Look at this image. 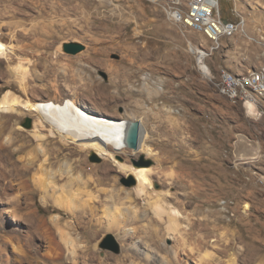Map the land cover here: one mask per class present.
<instances>
[{"label":"rangeland","instance_id":"rangeland-1","mask_svg":"<svg viewBox=\"0 0 264 264\" xmlns=\"http://www.w3.org/2000/svg\"><path fill=\"white\" fill-rule=\"evenodd\" d=\"M166 6L153 0H0V39L28 52L31 95L57 98L59 103L74 99L82 109L106 119L142 118L144 123L147 116L162 119L157 129L149 126L146 140L156 158L132 150L116 155L122 156L116 157L118 161L134 167L132 159L140 161L143 156L150 164L138 167L155 170L150 196L137 199L135 185L123 183L130 173L113 161L108 175H103L97 169L106 160L95 152L55 140L40 147L31 137L33 115L25 110L3 114L0 264H264V118H249L242 102L230 101L218 88L221 67L228 66L238 75L256 71L264 52L237 34L212 52L208 64L214 79H206L188 42L201 37L208 49L210 41L175 25ZM235 10L246 18L248 33L256 34L264 25V0H220L224 18L235 19ZM70 42L82 43L86 49L68 54L63 44ZM18 64L13 54L0 59V99L7 91L26 99L14 73ZM161 83L164 90L158 89ZM55 85L62 90L59 97L53 92ZM200 132L206 140L203 151L193 139ZM6 137L9 143H4ZM43 149L50 162L55 161L52 150H62L59 162L45 168L66 165L80 185L65 179L57 180V192L41 189L34 178L43 159L28 165V158L37 151L44 157ZM95 155L99 161L93 160ZM100 177L104 184H98ZM89 180L93 185L88 188ZM7 185L13 191H5ZM62 187L74 193H62ZM126 192L132 193V200H125ZM105 193L126 205H115L114 211ZM72 195L79 206H74L73 214L55 203ZM156 195H165L166 205L180 212L178 231L169 232V217L159 220L147 204ZM245 204L250 205L247 211ZM90 206L93 214L88 212ZM135 211L146 213L147 220H139ZM34 214L47 220L59 216L62 230L78 239L75 258L64 242L62 257L56 261L37 253L35 246L44 242L34 235ZM85 222L90 223L86 230ZM109 234L120 244L119 253L100 248ZM208 249L215 251L216 258L201 259ZM173 252H178L176 259Z\"/></svg>","mask_w":264,"mask_h":264},{"label":"bare ground","instance_id":"bare-ground-1","mask_svg":"<svg viewBox=\"0 0 264 264\" xmlns=\"http://www.w3.org/2000/svg\"><path fill=\"white\" fill-rule=\"evenodd\" d=\"M167 6H168L167 13L170 19H172V21L175 23V25L177 24L184 27L187 30L194 31L196 32V34L198 33L204 36L208 41H210L209 48L204 49V53H207L206 66H209V78H207L205 75L203 76L206 79H212L213 72L210 68V65L208 64V60H209L208 58L210 57L212 52L215 53L222 48L223 42H213L212 33L204 32V30L201 29L200 27L187 28V26H185V24L182 23L181 21H176L173 18V12H171V5H167ZM245 25H246V19H241V26H245ZM23 48L24 47L19 48V46L14 47L11 45H7L0 39V59L7 58L10 54H13L19 60L18 66L14 68V73L19 81L22 91L26 95V99H23L21 96H18L17 94L11 91L5 92L2 98L0 99V117L3 114H7V113H23L22 110L27 111L26 113L34 116L33 129L31 130V137L33 140L39 142L40 147L43 146L44 143H47V141L55 140L56 142H61L63 145H67L69 143L75 144L79 147V150L93 151L99 157L104 158L106 160L104 164L97 169V172H101L103 173V175H108L112 166L110 161H113L117 165V167L120 168L121 171H123L126 174L130 173L129 175L133 176L137 180V184H136L137 186H135V191H136L135 193L137 194L136 195L137 199L138 198L142 199V198H146V196L147 197L150 196L149 193L154 188V181L152 179L153 176L152 174L155 172V170L145 166L134 167L128 164H124L120 162L121 160L118 161V159L116 158L119 157L116 156L117 154H122L129 151V149L125 145V131L127 127V120L130 119H106L104 117L96 116L91 112L82 109V107H80L77 101H75L74 99H67V100L63 99V103H59V102H55L59 100L57 98L46 100L44 99V97L31 95L30 94L31 87L28 86V82H27V77H29L28 76L29 69L25 64V61H27V63H31V61L27 57L28 52ZM190 50L192 52V48H190ZM263 67H264V61L259 67V69H257L256 71H249L238 75L237 72L235 73L228 68V72H233L232 80H236V81L255 80V73L259 72L260 69ZM199 68H201L203 74L206 71H208V68L205 67L204 65H200V63H199ZM228 85H229V75L226 73L225 70H223V67H221L219 72V81H218V88L220 93L232 102L235 103L242 102L246 110V113L249 116L248 109L246 108V105L244 103V99L242 97L240 88L232 87V95H231V90H227ZM37 89L38 88H36L35 90ZM53 92L57 97H59V95H61L62 90L55 85ZM36 100H39V102H36ZM2 134L3 133L1 131L0 136H2ZM147 137H148V132L144 125L140 148L137 152L134 153L146 154L148 156L156 158L155 156L157 155V153L155 152V150L146 144ZM10 140L11 139L9 137H6L4 143L5 142L9 143ZM23 148L24 147H20V150H22ZM0 149H4L3 144H0ZM55 150L56 149L52 150L53 159H55L54 162H50L51 158H47L48 153H46V149L40 150L44 154V157L37 151L35 156L31 155V157L28 158V163H29L28 165H36L37 161L43 159V161L40 164V168L36 173L38 174V176L34 178V181L41 187V189L43 187L44 191L46 190L47 193H49L50 188H53L52 192L54 191L57 192V188H56L57 180L63 181L66 179L67 182H73L80 185L79 177L72 176L73 174H70L71 173V170L69 169L70 167H67L66 165L64 166V168L63 165H60V168L57 170H52V168L51 170H48L45 168L46 165L52 164V166H55L59 162V157L62 155V150L60 149L56 151ZM25 159L27 158L25 157ZM78 169L76 168L74 170L78 171ZM97 181L98 184H101L104 181V178L100 177ZM28 183L29 182L27 180L22 181V184L25 187H28ZM86 185L89 188L93 184L89 180ZM68 186L70 187V183L68 184ZM12 188H13L12 186H8V185L3 187L5 191L12 190ZM65 188L64 187L61 188L62 193L66 191L69 194L74 193V191L71 192L70 190H65ZM105 194H107L106 197L108 196L109 199H111V202H113V206L111 205L113 210H114L113 207H115V205L118 204L122 206L126 205L124 201L123 202H119L120 200L115 201L114 195H108V193ZM75 196H79V195H75ZM88 196H90V198L92 197V195L90 194H88ZM73 197L74 196L72 195V197L69 198L70 200H65L61 196L60 197L61 200L57 199L55 200V203L62 210H65L73 214L77 210L75 209V207L78 206V205L76 206L75 204L76 202L73 201L74 199ZM156 197L157 199L154 202H151L149 200L150 202L147 201V204L150 205L157 218L159 217L158 218L159 220H162L164 218L163 217L164 215H167L169 217V224H168L169 232L178 231L179 230L178 228L180 226L178 221L179 219L178 217L181 216L180 212L166 205V203L164 202L165 195H156ZM124 198L125 200H132V193L126 192V197ZM244 209L245 211L249 210L250 205L245 204ZM124 210L130 215L131 213L130 208L126 206ZM88 212L90 214L94 213L91 206L88 207ZM134 215L137 216L139 220H147L146 213H138V211H135ZM34 216H35L34 218L35 223L33 227L34 235L35 234L37 236L39 235V237H41L44 242V243L41 242L36 246L34 245L36 248H38L37 253L46 260L56 261L62 257L64 250L62 242H64L68 247V249L70 250L73 257L75 258L78 248V239L73 238L72 236H70V233H67L64 230H62L61 228L62 225L59 220V216L52 215L49 220L44 219L43 217H40L37 214H34ZM90 222L92 221L90 220ZM89 225L90 223L85 222L83 228L86 230L87 226ZM67 226L71 229L74 228L71 227V225H67ZM55 230L58 231L59 238ZM215 241L216 240H214L213 242ZM135 246L140 248V244H138V242H135ZM215 248L216 247H214V250ZM19 249L20 252H22V254L25 257L28 256L26 253L23 252L21 247H19ZM171 256L172 258L176 259L178 257V252H173ZM216 256L217 254L215 253V251L208 249L206 252L203 253L201 259H214L216 258ZM6 259L7 261L9 260L8 258ZM163 261L166 262L167 258H163ZM231 261H233V259H231Z\"/></svg>","mask_w":264,"mask_h":264},{"label":"built area","instance_id":"built-area-1","mask_svg":"<svg viewBox=\"0 0 264 264\" xmlns=\"http://www.w3.org/2000/svg\"><path fill=\"white\" fill-rule=\"evenodd\" d=\"M171 5V12L176 21H181L187 26L200 27L204 32H211L213 42H224L225 40L233 39L237 34L242 33L250 42L260 45L264 52V25L259 26L256 34H251L246 31L247 26H241V19H246L242 14H238L235 10V19H227L222 16L220 11V0H156ZM188 42V47L192 48L193 56H196V61L200 65L208 68L204 75L209 78V66H206V54L204 53V43L201 37ZM243 59H248L244 56ZM223 70L229 75V85L227 90L232 87H239L246 108L248 109L249 118L260 120L264 118V67L259 72L255 73V80L236 81L232 80V73L228 72V68L223 66ZM202 71V70H201ZM158 89L164 90V85H158Z\"/></svg>","mask_w":264,"mask_h":264},{"label":"water","instance_id":"water-1","mask_svg":"<svg viewBox=\"0 0 264 264\" xmlns=\"http://www.w3.org/2000/svg\"><path fill=\"white\" fill-rule=\"evenodd\" d=\"M85 49H86V46L79 42H70V43L63 44L64 52L71 54V55H77L83 52ZM26 126L30 127L31 122L29 121ZM142 133H143V125L140 120H127V127L125 131V145L129 150H132L133 152H137L139 150ZM93 160L99 161L100 158L97 155H95ZM132 162H133V165H135L136 167L144 165V164H150V160H146L143 156H141L140 161L132 159ZM123 183L124 185L128 187H132L134 185L136 186L137 180L133 176H129V178L124 180ZM100 248L104 250L112 251L114 253L120 252V244L118 243V241L112 234H109L104 237V239L100 243Z\"/></svg>","mask_w":264,"mask_h":264},{"label":"crops","instance_id":"crops-1","mask_svg":"<svg viewBox=\"0 0 264 264\" xmlns=\"http://www.w3.org/2000/svg\"><path fill=\"white\" fill-rule=\"evenodd\" d=\"M226 67H228V66H226ZM229 69L232 70V68H229ZM208 118L210 119V117H208ZM146 119H147V123H144V120L142 118H135L134 120H140L142 122L143 126L145 125V127L147 129V132L150 129V127L153 128V130H155V129H157V127L159 125H162L161 124V120L162 119H160V121H159V119L156 121L153 118H150L149 116H147ZM149 122H150V124H149ZM201 123H203V122H201ZM203 125H206L205 122L203 123ZM151 135L153 136V135H156V134L154 133V131H151ZM201 136H202V133L200 132V135L199 134L194 135L193 139L198 143V145H201V150L203 151V149L205 150L206 140H205V136H204L203 140H202ZM182 174H183V177L187 176L184 172Z\"/></svg>","mask_w":264,"mask_h":264}]
</instances>
